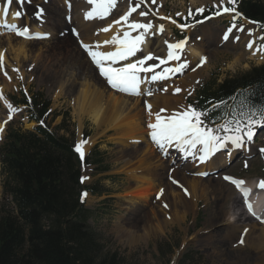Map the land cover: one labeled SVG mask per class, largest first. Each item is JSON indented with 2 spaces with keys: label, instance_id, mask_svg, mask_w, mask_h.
Returning <instances> with one entry per match:
<instances>
[{
  "label": "rangeland",
  "instance_id": "374dc122",
  "mask_svg": "<svg viewBox=\"0 0 264 264\" xmlns=\"http://www.w3.org/2000/svg\"><path fill=\"white\" fill-rule=\"evenodd\" d=\"M56 1L57 3L59 2V0H55V2ZM73 1L76 0H68L65 2L67 4V6L66 4L65 6L71 9L70 3H73ZM261 1L264 4V0ZM219 2L220 0H162L159 3L156 0V3L151 5L150 14L147 17L140 18L147 19L146 22H152L153 26H161L163 23L156 20L153 15V13L157 15L159 11L177 20H194L201 15L195 13L196 9L203 6L206 9L205 12L212 9L214 10L215 8L212 7L213 4H219ZM58 4L59 6L63 5L61 3ZM127 4L128 6L131 5L129 3H126V5ZM56 6L59 7L58 5ZM78 6L80 5H75L76 8H78ZM59 8L63 9V6ZM122 8L129 9L125 8V6ZM190 9L193 13L192 16L188 15ZM140 10L142 9H138L137 13H139ZM70 11L71 10L67 12L66 16L71 15ZM178 13L180 15H177ZM65 14L66 13H64V15ZM73 15H76L75 11ZM119 15L120 14L117 16ZM139 16L140 15L133 13L130 19L134 20V18L136 19ZM234 16H236V14H224V16L220 18H208L201 24L194 23L195 25L189 27L191 33H194H190V35L187 34V30L181 29L171 22L168 28L164 27L163 31L158 32V34L153 31V35H150V31L153 30L152 28L149 33L145 35V41L148 40V42H150V39H148L150 36L156 46L158 42L161 41L163 48H167L165 42H170L173 39L171 36L168 37L169 35L173 36V33L177 41L184 39L186 36H188V38L192 36L190 41L194 42L197 36H193L196 35L197 32L200 33V30L206 29L211 30L213 35H216L214 44L219 40V45H221V42L225 43L223 42L225 40L223 39L222 33L231 27L234 22L237 27L234 28L232 32L235 31V36H239L240 39H247L248 41L250 39L248 35L249 30L252 31L253 37L261 36L254 26L249 27L244 25V21L241 20L239 16H236L235 21H233ZM27 24L33 26L32 24ZM36 24H41L40 27L43 31H46L45 33H47L49 27H51V25L46 23L44 25V23L36 22ZM21 25H25V23L23 22ZM240 27H243V32L238 31ZM155 35L158 36L156 39L154 37ZM56 38L59 37L57 36ZM80 39L81 37H73L72 47L75 50L81 51L79 48ZM37 41L39 43L35 47L36 49L41 48L40 50L44 51L46 47L51 48H47L48 52L44 54V57L38 58L39 62L33 67L34 69L28 68L27 65L30 64L29 61H24L23 63V60L20 61L19 68H17L12 58L13 55H8V53H6V44L4 43L1 45L2 50L4 49L2 52H4L5 57H8L7 60L10 66H6L3 63V68H0V124L2 123L1 126L3 125L4 127L3 132H0V143L3 139V135L6 133L5 129L7 124L11 121H8L7 108V105L10 103L8 99H6L7 101L5 100V97L6 95H16V97L19 98L21 91L25 93L40 92L44 97L51 100V109L57 116L52 119L50 128L57 134L68 137L74 146L82 140L88 142L90 138L98 135V132H96V127L88 116H83L80 121L78 113L79 108L77 104L75 105V95L78 89L81 88V84L85 81L89 83L92 81L88 79L83 81L80 77L75 80L74 78H76V76L73 77L69 70L61 74L59 73V76H57V68L61 70L66 66L65 61L67 59L64 58V55L68 53L64 48L66 43L64 44V41H61L60 44H54L52 42L54 40L48 38ZM171 42L175 43L176 41L173 39ZM262 43L263 42L257 40L254 44V48H260ZM214 44H210L209 49H214ZM191 46L194 47L195 44H191ZM216 49L219 53L214 57H212L209 52H206L207 60L210 59L207 73L197 81L198 83L195 84L193 89L189 91L183 90L182 98L185 100L187 106L191 105L196 100L197 92L202 85L212 81L218 83L228 75L247 70L251 66H258L264 62V49L260 50L262 54L261 61H257L256 58L242 59L239 63H234L235 56L233 53L235 52L231 47H216ZM153 50L155 54L156 49ZM167 50L164 51L161 58L166 57ZM28 54L29 51L27 52V55ZM196 58H199L198 54ZM86 59L87 61L89 60L88 58ZM199 59L201 60V58ZM51 66L55 67V70H50L52 69ZM13 69L23 71L24 76L21 75L23 78L20 74L18 75L17 71H13ZM5 72H7V76L4 75ZM9 77L11 79H9ZM175 83V81L167 83L163 88L171 85L174 88ZM70 85H73L74 92L69 91ZM16 108L21 109V111L13 113V118L15 120L13 119L10 125L13 128L32 129L35 124L28 122L25 108L23 106ZM62 120L65 121L63 128L57 129L56 126L62 122ZM5 121H7V123H5ZM112 133L111 131L109 134ZM85 134L88 135L86 138ZM249 146L251 147V151L247 157H239L236 161H232L233 163L222 169L219 168L222 166V159H220V162L217 157L213 162L212 158L213 170H217L215 173L208 174L207 176L196 175V173H204L205 171L199 172L204 168L201 167L198 160L188 158L184 162L180 161L174 164L173 158L178 157V154H176V152L174 153L176 150H173V155H170L171 153L169 151H165L166 157L165 159L163 158L165 167L159 171V173H161L160 178L155 177L152 178V181L149 183L143 182L137 184L129 181L124 174L118 173L124 166V160L126 159L120 156L121 152L127 151L131 146L125 148L121 146V144H118L116 140H111L109 135L99 137L85 149L89 163L83 167L82 176L87 177V179L83 181L85 186H96V189L100 192V195L88 193L84 196L83 201L85 207L90 211L88 223L97 234L99 242L103 245V251L117 253L122 264H254V251L249 248H243V250L236 249L237 247L234 246V242L231 243L223 239V237L220 238V235L222 236L224 231L221 227H218L216 221H210V218L214 216L213 211L216 206V199L219 195L230 193L231 197L229 196L223 206L225 210L231 208V199L233 196H236L231 184L223 181L222 175H233L234 177H240L248 181L254 178H264V153L260 151L264 149V132L260 137H257L255 145ZM158 150L159 149L155 145L154 152L157 155L160 153V151L157 153ZM238 151H240V148L237 149V152ZM167 153H169V155H167ZM161 155L162 153L160 156ZM167 156L170 157L167 158ZM213 157H215V155ZM170 162H172V164ZM186 169H188L189 172L184 176ZM173 179L178 181L179 184H174L172 182ZM196 179L202 182V187L209 188L207 195H205L203 191H196L195 193L190 192V194L188 192L189 195L181 191V186L188 190L187 183ZM3 182H6V180L1 175L0 168V217L6 213L16 215L13 200L8 194H5L7 187L6 185L3 186ZM161 189H164L163 196L165 197L161 196L160 199H157V194ZM212 190H214L215 193H211L210 191ZM129 192L143 195L148 194L150 205L147 207L135 205L129 209L126 205V198L123 197L124 194H128ZM173 199L176 200V206L174 208H172L171 205ZM165 203L168 205L167 208L164 207ZM147 215L150 220L148 224H145V216ZM204 232H210L209 234L213 235L215 238L212 239V241L207 240L206 237L203 236L205 235ZM235 239L234 237L231 240L234 241Z\"/></svg>",
  "mask_w": 264,
  "mask_h": 264
},
{
  "label": "bare ground",
  "instance_id": "6f19581e",
  "mask_svg": "<svg viewBox=\"0 0 264 264\" xmlns=\"http://www.w3.org/2000/svg\"><path fill=\"white\" fill-rule=\"evenodd\" d=\"M68 1V0H67ZM66 0H59L58 3L63 4L59 6L57 1L55 0H31V3H28L27 0L23 5V12L24 15L19 19H13L11 14L7 17L8 23H15L18 26H21V23H31L33 26L29 28L31 33L35 35L43 36L46 32L41 29V24H36L35 21H39L41 23H45L51 25L48 29V39L54 40L52 41L54 44L63 43L66 45L64 46L67 54L64 55V58L67 60L66 66L64 69H58L57 73L66 72L67 70L71 71V75L76 78L80 77L81 80L85 81L86 79L91 80L92 82L89 83L85 81L81 84V88L78 89L76 97L75 105L77 104L79 108V119L82 120L83 116H88L92 123L96 127V132H98L96 136H93L89 139L86 146L83 148L87 149V146H90L97 140L99 137L108 136L111 140H116L118 144L121 146L128 148L127 151L121 152L122 158H126L124 160V166L118 173L124 174L129 181L135 183H143V182H151L152 178L159 177L160 169H163L164 161L163 155H165V151L172 152L175 149H164L162 151V155L160 156L159 150L155 154V144L151 142L149 136V129L147 128V124L150 122H154V116H149L147 109H146V102L152 106L153 113L157 112L160 109H166L167 111L161 113L162 115H168L173 112L177 111H184L187 109L185 104V100L182 98V92L189 91L194 88L195 84L199 79H201L204 74L208 71V66L210 59L207 60L206 63L203 64L202 67H197L199 58L206 57V52H209L212 57L219 53L216 47H224L229 46L235 53L234 63L241 62L242 59H254L257 58L258 60L261 59V56L257 53L256 50L247 49L246 43L244 40L239 39L235 41L233 37H235L234 32L230 36L228 42L225 45H219V40L217 43L214 44V40L216 35L212 33L211 30L202 29L200 33L197 32L194 42L190 41L191 44H195L194 47L188 43L185 47V55L182 56V61L187 60L189 62V66L185 68L182 72L173 73L167 80L161 81H149L146 84L141 86L142 93H146L149 89L152 92V95H128L124 93H119L115 90H112L106 83L105 79L99 75L98 69L94 66V64L90 61V58L87 54L83 51L81 47V41L85 44L95 45L99 43L101 47L96 50L101 51H109L112 50L113 46H104L103 41L110 39L113 35L116 34H123V31L127 30L126 25H115L113 21L117 20L126 13L128 10L123 9L125 8L134 7L135 0L125 1V0H116L114 8L111 10V13L108 17L101 20L99 18L95 19H86V13L91 10L93 7L92 5L87 3V0H76L73 3H70L71 9L65 6ZM159 3L162 0H157ZM126 3L131 5L128 6ZM80 5L78 8L75 5ZM164 4V3H163ZM58 5L59 7H57ZM120 5V7H119ZM3 7H4V0H0V53L3 54V63L7 66H10L9 61L7 60L8 57H5L4 49L2 50V44H6V53L13 55V60L16 63V67L19 68L20 61H29L28 68L34 69L33 67L36 66V63L39 62V57H44V54L47 51L46 47L44 51L40 50L41 48L36 49L35 47L39 43L35 38L33 39H23L21 37H17L13 32L6 29L4 25V17H3ZM161 7V6H160ZM19 6L13 2L11 5L10 13H14L17 11ZM75 8V9H73ZM42 9L43 13L38 18L36 13L38 10ZM71 10L70 14L67 15V12ZM75 11L76 15H73ZM64 13H66L64 15ZM120 14L119 16H117ZM136 15H139L136 12ZM159 17H163L165 22H163V28H168L171 25L172 20L169 18H165L161 12H159ZM139 16L138 18H134V21L138 22H146L147 19H142ZM131 18V17H130ZM144 18V17H143ZM131 20V19H130ZM38 22V23H39ZM155 23V22H154ZM109 24H112V28L108 32H102L100 29L107 27ZM169 24V25H168ZM160 26V25H159ZM158 26H155L153 31L157 34ZM202 28V27H201ZM253 28V27H252ZM75 30V31H74ZM79 33V37L75 33ZM168 33V32H167ZM170 33V32H169ZM187 33L190 35L191 29L188 27ZM191 34H194L193 32ZM132 35H137V32H133ZM151 35V34H150ZM59 38H56V37ZM172 37L169 35L168 37ZM73 37L80 38L79 41V50H75L73 45ZM155 39L158 37L157 35L154 36ZM190 36L189 38H191ZM221 38V37H220ZM150 42L145 41L142 45V52L138 53V56L147 55L152 53L155 56L162 57L164 51L167 48H163V44L161 41L158 42V45L154 44L151 37L149 36ZM189 40V39H188ZM222 40V39H221ZM56 41V42H55ZM173 41V39L171 40ZM169 43H172V42ZM214 44V49H209V45ZM221 44V43H220ZM29 47V48H27ZM166 47V46H165ZM155 54H154V50ZM37 50V51H36ZM239 50V51H238ZM29 54L27 55V52ZM42 51V52H40ZM26 53V54H25ZM198 54L199 58H196ZM84 56V57H83ZM88 58L89 60L87 61ZM49 58V57H48ZM48 60V59H47ZM157 61H150L149 63H154ZM178 61H172L167 66H176ZM53 64V62H52ZM50 65V64H49ZM26 66V67H27ZM53 70L55 67L51 66ZM195 68L196 70L193 71L192 69ZM163 67H161L157 71H161ZM55 70V69H54ZM73 71V72H72ZM56 73V74H57ZM24 76L23 71H18V75ZM55 74V73H54ZM52 75V74H51ZM98 75V76H97ZM144 76L145 74H141ZM150 76L151 74H147ZM21 76V77H22ZM23 78V77H22ZM21 79V78H19ZM176 82L175 87L173 86H166L167 91H163V86L167 83ZM173 84V83H172ZM179 87L181 91L179 93H174V89ZM69 91L74 92L73 85L69 86ZM178 94V95H176ZM144 95V98H143ZM146 98V99H145ZM0 127L1 124H0ZM101 131V132H100ZM112 134H109L110 132ZM100 132V133H99ZM148 137V138H147ZM150 144V145H149ZM232 148L233 146L229 145L227 147L228 152H226L225 156L222 158L218 156L219 160L222 158V165L226 166L229 165V162L234 158V153ZM243 155H247L248 147L243 146ZM235 151V148H234ZM179 153L178 157H174V164L178 163V161H183V155ZM169 155V153H167ZM216 155V154H215ZM234 155V156H233ZM214 156V155H213ZM213 156L204 163H201V167L204 168L199 172L206 170L207 172L211 173L214 169L212 166V158ZM121 159V158H120ZM236 159V158H235ZM123 160V159H122ZM234 161V160H233ZM214 162V161H213ZM221 162V160H220ZM172 164V162H170ZM169 165V164H168ZM158 170V171H157ZM184 176L187 175L189 172L188 169L185 170ZM170 174V173H169ZM246 182V181H245ZM202 182L199 179L191 180L187 183V194L189 192L195 193L196 191L201 192L203 191L205 195L208 194L209 188L202 187ZM200 184V185H198ZM244 187L250 188L251 193L245 200L243 195L240 193L233 196L232 206L228 210L223 209V206L226 200L229 198V194L219 195L216 199V206L214 207V216L210 218V221L215 220L218 227H221L224 231L222 236L223 239L233 243L238 250H243V248H249L255 252L253 262L254 264H264V196H261L260 193L264 191L259 185L258 180H252L246 182ZM133 191V190H132ZM211 193H215L214 190L210 191ZM188 194V195H189ZM153 195V194H152ZM149 195L143 194H134L129 192L128 194H124V198H126V205L130 209L132 206L135 205H143L149 206L150 199ZM174 196V195H173ZM172 196V197H173ZM165 197V196H163ZM231 197V196H230ZM175 198V197H174ZM180 198V197H179ZM179 202V201H178ZM188 202V201H187ZM186 202V203H187ZM176 200L173 199L171 205L172 208L176 206ZM228 211V212H227ZM147 214V213H146ZM156 214V213H155ZM154 214V215H155ZM255 216V217H252ZM149 216H145V224L149 222ZM220 229V228H219ZM246 230V231H245ZM212 232V231H211ZM207 240L214 239L213 235L209 234L208 232H204ZM243 235V243H240L241 236ZM146 236V235H145ZM236 238L232 241V238ZM191 239V238H190ZM246 239V241H245ZM130 240V239H129ZM245 241V242H244ZM220 252V251H219ZM222 256V255H221Z\"/></svg>",
  "mask_w": 264,
  "mask_h": 264
},
{
  "label": "trees",
  "instance_id": "16d2710c",
  "mask_svg": "<svg viewBox=\"0 0 264 264\" xmlns=\"http://www.w3.org/2000/svg\"><path fill=\"white\" fill-rule=\"evenodd\" d=\"M240 9L264 22L261 2L244 0ZM200 96L201 109L224 102L208 110L210 120L219 122L226 114L228 120L250 115L261 119L264 64L229 76L214 88L205 86ZM9 100L25 105L36 126L32 130L9 126L0 145L5 194L13 198L16 210V215L0 217V264H122L117 253L103 251L87 222L90 211L80 201V163L68 137L50 128L57 116L50 100L40 92L19 99L11 95ZM64 122L56 128L62 129ZM86 189L99 194L95 186Z\"/></svg>",
  "mask_w": 264,
  "mask_h": 264
},
{
  "label": "snow or ice",
  "instance_id": "6c2138e0",
  "mask_svg": "<svg viewBox=\"0 0 264 264\" xmlns=\"http://www.w3.org/2000/svg\"><path fill=\"white\" fill-rule=\"evenodd\" d=\"M15 2L19 8L14 13H10L11 5ZM26 0H4L3 7V17L4 27L9 31L13 32L17 37L25 39H45L48 34L33 35L28 26H18L15 23H8L7 17L11 14L13 19L19 20L23 15V5ZM31 3V0H27ZM87 3L92 5L90 11L86 13V19L99 18L101 20L108 17L111 10L114 8L116 0H87ZM156 0H135V6L129 7L128 11L120 16L119 19L113 21L115 25H126L123 34L113 35L110 39L103 41L104 46H113L112 50L101 51L96 50L101 47L99 43L95 45H89L81 41V47L83 51L90 58V61L98 69L99 75L103 77L107 85L119 93H124L128 95H152L149 89L146 93H142L141 86L148 83L149 81H161L167 80L173 73L182 72L185 68L189 66L187 60L182 61V56L185 55V47L188 41V37L175 42L167 44V55L164 58L158 57L149 53L147 55L138 56V53L142 52V45L145 43V35L153 28L152 22H138L130 20L133 13H136L138 9L139 15L141 17H147L151 12V5L155 4ZM236 0H220L219 4H213V8L216 9L212 15L219 16L222 13H235L236 9L234 7ZM232 5V6H227ZM143 6V8H142ZM148 9V10H143ZM205 7H200L195 10L196 14H203L205 12ZM43 13L40 9L36 13L39 18ZM177 15H180L179 13ZM192 16L193 13L191 9L188 13ZM236 13V16H239ZM236 16L233 17L235 21ZM170 19V17H168ZM175 23V21H172ZM112 24L107 27L100 29L102 32H108L112 28ZM183 27H187L184 25ZM235 22L227 29V32L223 35V39L227 41L232 34V30L236 28ZM75 31V30H74ZM163 31V25L160 26L158 32ZM238 31L243 32V27H240ZM133 32H137V35H132ZM79 37V33H75ZM155 34V33H154ZM248 35L250 39L246 43V48L251 50L257 40L264 42V35L259 37H253V33L249 30ZM235 41L240 39L239 36L233 37ZM264 49V43L260 45L257 51ZM207 58L202 57L199 61L197 67H202L206 63ZM150 61H157L154 63H149ZM172 61H178L176 66L163 67L161 71H157L162 65H169ZM0 68H3V54L0 53ZM193 71L196 69L193 68ZM13 71H19L18 69H13ZM141 74H145L142 76ZM147 74H151L148 76ZM7 76V72L4 73ZM9 79H11L9 77ZM198 83V82H197ZM163 91H167L164 88ZM181 89L176 87L174 93H179ZM8 108V121L12 120L13 113L21 111V109L14 107L12 104L7 105ZM146 109L149 116H154V122L147 124L149 131V136L151 142H153L159 150L164 149H176L179 151L184 159L192 157L198 160L200 163H204L209 160L213 155H215L220 150L227 148L229 145L234 146L239 149L244 145L245 138L251 140L254 133L253 127L261 124L264 125V114H262L261 119L257 120L254 115H250L248 118H237L233 117L224 123H219L212 119L210 123L216 126H209V122L205 120V111L198 110L195 107L189 105L184 111L173 112L168 115H162L161 113L166 112V109H160L153 113L152 106L147 104ZM244 114L240 113V117ZM7 123V121H5ZM42 123V121H41ZM3 127H0V132H3ZM87 143L86 140L80 141L75 146V151L79 154L81 160H83L84 145ZM264 153V149L260 150ZM247 166V165H245ZM209 173H196V175L207 176ZM87 177H82L81 182H83ZM222 179L226 182H230L236 185L243 194L245 200L251 193L250 188L244 187L245 181L243 179L233 178L228 175H224ZM174 184H179L178 181H172ZM259 185L264 188V180L259 182ZM182 187V186H181ZM187 194V189H184ZM164 194V189H161L157 194V199H160ZM82 195L86 196V193ZM164 207L167 208L168 205L165 203ZM246 231V230H245ZM240 243H243V235L241 236Z\"/></svg>",
  "mask_w": 264,
  "mask_h": 264
}]
</instances>
